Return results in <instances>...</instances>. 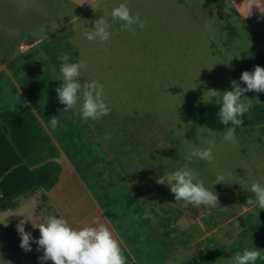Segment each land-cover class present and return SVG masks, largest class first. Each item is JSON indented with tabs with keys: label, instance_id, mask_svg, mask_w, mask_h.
<instances>
[{
	"label": "rangeland",
	"instance_id": "374dc122",
	"mask_svg": "<svg viewBox=\"0 0 264 264\" xmlns=\"http://www.w3.org/2000/svg\"><path fill=\"white\" fill-rule=\"evenodd\" d=\"M246 1L251 9L264 8V0ZM86 2L90 8H78L81 15L60 34L76 49L77 62L82 58L87 61L79 82L95 79L104 85L110 114L84 122L78 103L74 112L57 111L55 115L59 128L65 126L64 121L70 122L80 132L86 151L100 158L93 175L84 172V182L28 100L39 125L78 180V187L67 192L64 180L57 177L56 184L46 190L51 204L73 227L91 225L89 213L96 211V218L127 246L138 264H232L237 252L253 247L264 251L263 210L247 203L253 195L251 184H264V123L236 129L233 146L224 141L225 130L201 126L196 116L200 106L218 100L205 94L208 89L230 91L233 80L246 87L239 80L238 64L249 47L264 48V10L244 18L229 0H128L132 12L146 21L143 29L134 25L132 35L121 31L122 21L111 17V10L124 0ZM37 7L44 20L61 8L47 0ZM101 16L112 25L111 38L103 43L88 41L85 29H91ZM227 23L237 32L230 39ZM34 56L42 67L52 69L39 52ZM53 76L60 86L62 74L53 72ZM243 96L252 99V105L264 102V93L249 91ZM47 105L35 103L40 109ZM20 131L19 127L7 130L17 148L26 145L18 137ZM213 137L212 163L187 159ZM186 164L199 173L206 188L218 193L219 204L227 206V211L204 205L185 207L175 201L166 184L156 182ZM218 175L225 177L223 184H214ZM103 193L108 202L94 198ZM75 194L78 197L73 200ZM86 202L91 203L86 210L89 213ZM37 204L38 193H34L20 197L16 209L0 210V264H42L43 250L33 242L32 250L24 251L16 228L26 218L25 231L33 240L39 239V230L32 224L43 223L51 214L43 207L42 215H37ZM146 214L154 219H146ZM255 264H264V259Z\"/></svg>",
	"mask_w": 264,
	"mask_h": 264
},
{
	"label": "clouds",
	"instance_id": "9594fccd",
	"mask_svg": "<svg viewBox=\"0 0 264 264\" xmlns=\"http://www.w3.org/2000/svg\"><path fill=\"white\" fill-rule=\"evenodd\" d=\"M111 17L114 20L122 21L121 31L132 32L134 25L143 29L146 21L141 20L139 13H133L128 7V0L120 3L111 10ZM112 25L101 16L94 21L91 29L86 28L84 36L88 41L107 42L111 38ZM132 35H135L132 32ZM61 62L60 73L62 74L61 85L56 88L57 98L60 104L64 105L60 109L62 113L74 112L78 103L80 104L79 114L84 122L89 119L95 121L110 114V107L106 102L104 85L98 80H91L81 84L79 77L82 70L87 68L86 59L78 62H69L67 53L58 57ZM246 87H241L240 83L233 80L230 82V91L221 92L215 89H208L205 94L212 98H218L220 104L218 117L220 122L227 126L223 139L233 146L237 143L235 135L236 127L243 123L242 117L250 112L252 99L243 96L244 93L252 91L264 93V67L256 65L252 71H243L239 77ZM52 129L59 126V118L53 116L49 118ZM215 138L205 141L204 148L197 149L187 157L189 161L193 157L212 163L215 159L213 148ZM225 177L218 175L214 184H223ZM158 184H166L171 193L174 194L176 202H183L185 207L200 205L209 208L219 207L220 211H227L228 207H221L218 193L212 187L206 188L204 181L200 179L199 173L187 164L171 173H165L157 181ZM253 194L247 199L249 205H256L264 210V184L253 182L250 187ZM146 219H154L149 214ZM28 219H22L16 225L20 235V247L26 251H31V243H36L38 248L43 250L40 260L43 262L52 261V264H127L119 241L114 237L110 228L100 220H93L91 225L73 227L63 218L49 215L43 223L33 226L38 228L39 239L33 240L31 233L24 229ZM264 251L252 248L245 249L242 253L237 252L232 257V264H255L258 259H264ZM10 264V262H9Z\"/></svg>",
	"mask_w": 264,
	"mask_h": 264
},
{
	"label": "trees",
	"instance_id": "16d2710c",
	"mask_svg": "<svg viewBox=\"0 0 264 264\" xmlns=\"http://www.w3.org/2000/svg\"><path fill=\"white\" fill-rule=\"evenodd\" d=\"M216 4L218 15H221L219 1ZM225 28L229 39L237 34L232 24L227 23ZM36 52L48 60L52 69L40 65L39 59L34 56ZM65 53L70 57L69 62H77L76 49L69 40L56 31L42 39L38 43L37 49H32L26 55H19L11 59L7 68L26 98L34 105L38 118L80 179L85 182L84 172L90 176L93 175V166L100 161V158L91 156L86 151L80 132L70 122L64 121L65 126L56 129H52L49 123V118L57 115V111L60 113V109L64 108L57 98L56 88L59 85L53 72H60L61 62L58 57ZM256 65L264 67V48L260 45L251 46L242 52L238 71L240 74L243 71H252ZM36 102H46L48 105L40 109L35 106ZM219 107L218 102L200 106L196 110L198 123L215 131H222L226 127H230V124L225 126L220 122L217 114ZM242 119V125L236 129L264 123V102L253 104L250 112L246 113ZM16 127L21 129L18 137L26 143L25 147L31 152V156L35 155L45 161L34 166L28 165L10 135L0 124V210H14L18 207L20 197L38 193L35 213L42 215V208L45 207L52 216L60 218V214L49 201L45 191H49L56 184L57 177H62L64 180L63 190L67 192L72 187H78V180L63 156H57V162L49 160V158H54L56 152L37 121L30 119L23 124H16L12 129ZM77 197L78 195L75 194L72 199L76 200ZM101 197L108 202L106 193L94 195L97 201H100ZM85 206L86 211L90 209L91 203L86 202ZM262 214L264 218V210ZM120 247L127 258V264H138L125 244H120Z\"/></svg>",
	"mask_w": 264,
	"mask_h": 264
},
{
	"label": "crops",
	"instance_id": "0c3cea01",
	"mask_svg": "<svg viewBox=\"0 0 264 264\" xmlns=\"http://www.w3.org/2000/svg\"><path fill=\"white\" fill-rule=\"evenodd\" d=\"M41 1L46 0H0V124L6 131L30 119L37 121L28 99L7 68L8 62L37 47L38 43L51 33L56 31L60 33L62 28L90 8L86 0H47L54 2V6L60 5L61 8L53 13L50 20H44L37 7ZM229 1L234 6V10L244 18L257 10H264L263 7L251 9L246 0ZM78 8L84 10L76 12ZM20 44H25L26 49L18 54L10 52L18 49ZM24 146L18 147V151L28 165L34 166L45 161L35 162L40 159L31 156V152L24 149ZM53 146L56 152L54 161L57 162V156H61V153L55 145ZM89 214L93 216V218L89 217V222L92 223L97 219V212Z\"/></svg>",
	"mask_w": 264,
	"mask_h": 264
},
{
	"label": "built area",
	"instance_id": "2783aa9c",
	"mask_svg": "<svg viewBox=\"0 0 264 264\" xmlns=\"http://www.w3.org/2000/svg\"><path fill=\"white\" fill-rule=\"evenodd\" d=\"M19 49H20V50H25V49H26L25 44H20V45H19Z\"/></svg>",
	"mask_w": 264,
	"mask_h": 264
}]
</instances>
